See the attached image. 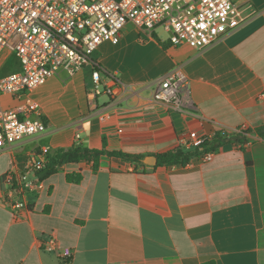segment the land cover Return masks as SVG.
<instances>
[{
    "label": "crops",
    "instance_id": "1",
    "mask_svg": "<svg viewBox=\"0 0 264 264\" xmlns=\"http://www.w3.org/2000/svg\"><path fill=\"white\" fill-rule=\"evenodd\" d=\"M231 1L243 21L202 50L127 24L117 45L94 54L103 90L94 107L90 67L61 70L19 98L1 96L5 109L37 111L29 116L47 130L0 150V264H264V138L255 135L185 166L107 155L96 172L84 161L64 165L14 197L27 207L18 218L2 201L5 174L31 178L28 163L43 148L47 159L75 147L145 159L183 150L191 132L212 139L264 127V0ZM20 72L15 55L2 52L0 77ZM176 73L187 78L185 101L198 117L154 102L162 79ZM64 249L69 261L58 255Z\"/></svg>",
    "mask_w": 264,
    "mask_h": 264
},
{
    "label": "built area",
    "instance_id": "2",
    "mask_svg": "<svg viewBox=\"0 0 264 264\" xmlns=\"http://www.w3.org/2000/svg\"><path fill=\"white\" fill-rule=\"evenodd\" d=\"M242 21L231 0H0V54H14L21 66L20 73L0 77V99L5 95L19 98L43 86L61 70L73 76L90 67L92 89L87 92V101L94 107L96 97L103 92L94 54L103 43L117 45L127 24L146 33L162 29L171 45L202 50ZM106 92L111 94L110 89ZM187 95L188 80L176 73L162 79L152 98L198 117L191 110L192 103L185 101ZM34 112L30 107L5 109L0 100V150L47 130L38 117L29 116ZM206 139L191 132L183 150L194 151ZM48 151L43 148L29 161L26 172L31 178L5 174L7 189L2 201L14 218L27 209L14 197L42 187L34 172L47 162ZM212 157L213 153H208L201 160L207 162ZM55 245V239L50 238L44 249L54 251ZM58 255L69 261L72 254L64 249Z\"/></svg>",
    "mask_w": 264,
    "mask_h": 264
},
{
    "label": "trees",
    "instance_id": "3",
    "mask_svg": "<svg viewBox=\"0 0 264 264\" xmlns=\"http://www.w3.org/2000/svg\"><path fill=\"white\" fill-rule=\"evenodd\" d=\"M253 135L264 138V127L255 130H244L232 135L216 133L212 139H206L202 145L191 152H185L182 149L177 148L166 153L158 154L155 156L157 159V166H185L192 158H201L208 153H215L220 147L226 144H232L241 148L249 142L250 137ZM103 155L117 157L139 164H143L144 160V157L142 156L129 155L120 152H109L104 148L102 150H92L81 147L67 150L58 149L48 157L47 162L41 169L34 172V176L39 181H44L58 172L64 165L79 163L82 161L92 163L93 170L96 172L99 167L100 158ZM66 180L71 183H78L81 180V175L68 174Z\"/></svg>",
    "mask_w": 264,
    "mask_h": 264
},
{
    "label": "water",
    "instance_id": "4",
    "mask_svg": "<svg viewBox=\"0 0 264 264\" xmlns=\"http://www.w3.org/2000/svg\"><path fill=\"white\" fill-rule=\"evenodd\" d=\"M143 163L148 166H155L157 163V160L155 157H147L143 160Z\"/></svg>",
    "mask_w": 264,
    "mask_h": 264
}]
</instances>
